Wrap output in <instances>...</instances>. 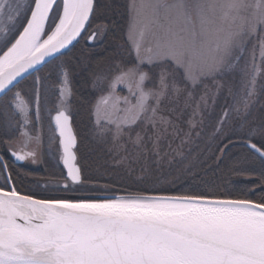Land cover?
Wrapping results in <instances>:
<instances>
[{
    "label": "snow or ice",
    "instance_id": "6c2138e0",
    "mask_svg": "<svg viewBox=\"0 0 264 264\" xmlns=\"http://www.w3.org/2000/svg\"><path fill=\"white\" fill-rule=\"evenodd\" d=\"M99 7L98 0H0V114H18L21 128L33 117L39 121V72L59 61L48 139L64 170L62 183L41 185L46 194H37L19 189L0 159V264H264V186L259 194L219 185L129 190L90 183L83 175L70 104L73 68L62 57L82 34L95 41L103 32L100 25L92 28ZM126 15L132 59L90 77L97 92L91 133L110 145L115 163L149 154L163 159L166 134L178 140L168 148L183 157V145L202 123L201 106L208 104L202 95L192 107L193 92L207 82L219 90L234 75L241 89L229 90L233 104L214 135L230 112L244 117L233 135L264 165V122L249 126L247 120L258 80L264 91V0H128ZM29 78L31 87L24 84ZM121 85L127 96L117 93ZM188 107L189 131L182 133L170 116ZM22 135L23 147L11 155L34 160L35 151L25 150L33 137Z\"/></svg>",
    "mask_w": 264,
    "mask_h": 264
},
{
    "label": "trees",
    "instance_id": "16d2710c",
    "mask_svg": "<svg viewBox=\"0 0 264 264\" xmlns=\"http://www.w3.org/2000/svg\"><path fill=\"white\" fill-rule=\"evenodd\" d=\"M128 0H98L99 10L92 21V28L100 25L104 28L101 40L98 43L88 41L83 34L62 60L73 68V96L70 104L73 113V127L78 133L80 143L78 145L80 164L83 175L90 183H98L117 189H143V188H167L170 190H189L219 185L221 190L246 191L254 188L259 194V189L264 186V165L248 156V150L236 135H233L244 117L229 113V120L225 122L220 133L214 135V130L223 112L233 104L232 93H237L239 76H226L222 81L224 87L217 89L211 82L206 87L197 86L193 92V104L199 103L202 95H207V106H201L202 123L192 130L189 142L183 145V157L172 152L167 142L175 148L178 140L171 135H165L161 140V154L167 152L163 159L157 160L149 154L142 157L139 162L117 165L113 154L109 151L110 145L99 143L91 133L92 123L90 107L97 98V92L91 87V74L102 68L113 65L115 62L128 64L132 59L128 55V45L125 42L127 28L126 4ZM53 62L43 67L39 72L42 77L40 85V104L49 105L58 99L56 94L57 72ZM145 70H148L145 66ZM159 71V69H156ZM228 80V81H227ZM31 87L32 78L24 82ZM258 80V96L252 104L247 116L248 125H259L264 122V91ZM182 107V106H181ZM192 107L174 112L170 118L183 132H188V119ZM3 115V114H1ZM1 117V116H0ZM13 120L11 116L4 115L0 119V148H14L15 128H9V138L5 137V121ZM41 116L39 120L41 121ZM197 120L200 116L196 117ZM34 121V117L32 119ZM49 118H43V128ZM199 132V136L195 133ZM232 136V142L227 137ZM240 141L241 143H239ZM10 145V147H8ZM225 145H227L225 147ZM7 146V147H6ZM44 156H48L43 151ZM8 163V162H7ZM8 169L12 172L13 180L22 191H34L37 194H46L34 188L40 178L52 176L56 170L55 179L63 178L61 164L50 169L41 165L40 169H30L24 166L13 167L8 163ZM49 173V174H46ZM54 194H62L56 192Z\"/></svg>",
    "mask_w": 264,
    "mask_h": 264
},
{
    "label": "rangeland",
    "instance_id": "374dc122",
    "mask_svg": "<svg viewBox=\"0 0 264 264\" xmlns=\"http://www.w3.org/2000/svg\"><path fill=\"white\" fill-rule=\"evenodd\" d=\"M103 32H104V30H103ZM103 32L98 34L97 39L94 41L95 43H98L101 40ZM238 85H239V87L236 90L237 92L240 91V89H241V81H240V79H239ZM216 91H218V90H216ZM117 93L119 95H121V96H127L128 95L127 89L123 85H121V86H119L117 88ZM257 96H258V84H257V95L253 98L254 102L256 101ZM57 98H58V96H57ZM57 100L58 99H56L53 102V104H51V105H49L48 103L45 104L44 102H42L40 104V116H41L42 119L45 118V117L49 118L48 109H51L53 111V114H54L55 105H56ZM17 116H18V114H17ZM42 119H41V121H42ZM14 128H15V130H14L15 131V136H17V134L21 130L22 131H27L28 134L31 137H33L32 134L35 133L34 130L31 129L29 126H27L24 129H20L21 127L17 123V121L15 123ZM43 132H44L43 133L44 137H43V139L40 138L41 145H39V143L37 142L35 137H33V139L28 144V148L25 149V150H28V151H35V153H36L34 160H33V158L30 157V158H28V161L33 162L35 165H38V164L39 165H43L44 168H46L47 163H49L50 169H53V167H55V165L59 167L60 163H59V161L57 159V147H56V145L54 143L51 144V145L49 144V139H48L49 138V131H48V129L46 128V130H44ZM26 139H27L26 137H23L22 139H20V138L15 139L14 142H15L16 145L14 147H16L18 149L23 147L24 142L26 141ZM238 142L241 143L240 141H238ZM41 146H43V150H41L42 149ZM43 151L46 152L48 156H44L43 155ZM55 172H56V170H55ZM55 172L53 171L52 172V176H50L48 178H40V179H38L37 182H36V185L34 186V188L43 192L44 189L42 187H40L41 185H45V184L55 185V184L62 183L63 182V178H60V179H55L54 178V177H56L55 175H53V174H55ZM46 174H49V173H46Z\"/></svg>",
    "mask_w": 264,
    "mask_h": 264
},
{
    "label": "flooded vegetation",
    "instance_id": "af4514ba",
    "mask_svg": "<svg viewBox=\"0 0 264 264\" xmlns=\"http://www.w3.org/2000/svg\"><path fill=\"white\" fill-rule=\"evenodd\" d=\"M0 119H2V118H4V115H1L0 114ZM19 120V117L18 116H16L15 117V119H14V121L12 120V123H11V126H9V121L7 122V121H5V128H7L6 130H5V137L6 138H9V136H10V133H8V129L11 127V128H14V126H15V123H16V121H18ZM43 123H42V121H37L35 118H34V121H32L28 126L31 128V129H33L34 130V134H32V136L33 137H36L37 136V134L39 133V136H40V138L41 139H43V131H44V128H43ZM49 125H50V123H49V121L46 123V126L48 127V129H49ZM20 129H24V128H20ZM22 132H24V131H19V133L17 134V136H16V138H14L12 141H15V139H17V138H20V139H22L23 137H25L24 135H22ZM14 143V145H16L15 144V142H13ZM39 145H41V142H40V139H39ZM7 147V146H6ZM8 147H10V145H8ZM42 147V149L41 150H43V146H41ZM10 150H18V148H16V147H14L13 149L12 148H8V149H4V150H1V148H0V159H3L4 161H7L8 163H10L13 167H17V166H24V167H28V168H30V169H40L41 168V165H35L33 162H30V161H28V159L27 160H25L24 161V163L23 164H17L16 163V160H15V158L11 155V151Z\"/></svg>",
    "mask_w": 264,
    "mask_h": 264
},
{
    "label": "water",
    "instance_id": "95a60500",
    "mask_svg": "<svg viewBox=\"0 0 264 264\" xmlns=\"http://www.w3.org/2000/svg\"><path fill=\"white\" fill-rule=\"evenodd\" d=\"M82 36H83V34H82ZM79 40H80V39H79ZM75 44H76V43H75ZM71 48H72V47H70V49H71ZM67 51H69V50H67ZM67 51H66V52H67ZM14 158H15V157H14ZM15 160H16V159H15ZM16 163H17V164H23L24 161H17V160H16Z\"/></svg>",
    "mask_w": 264,
    "mask_h": 264
}]
</instances>
